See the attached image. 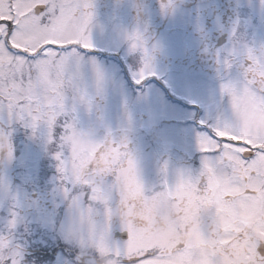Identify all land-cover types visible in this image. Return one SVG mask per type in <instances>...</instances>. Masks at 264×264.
<instances>
[{
    "label": "rangeland",
    "instance_id": "obj_1",
    "mask_svg": "<svg viewBox=\"0 0 264 264\" xmlns=\"http://www.w3.org/2000/svg\"><path fill=\"white\" fill-rule=\"evenodd\" d=\"M244 139L263 147L264 0H0V264L126 256L131 195L241 189Z\"/></svg>",
    "mask_w": 264,
    "mask_h": 264
},
{
    "label": "flooded vegetation",
    "instance_id": "obj_2",
    "mask_svg": "<svg viewBox=\"0 0 264 264\" xmlns=\"http://www.w3.org/2000/svg\"><path fill=\"white\" fill-rule=\"evenodd\" d=\"M212 42L222 46L225 35L220 31L213 34ZM248 65L246 62L244 69ZM238 144L242 149L240 161L235 157L225 164L231 169L238 166L237 178L243 188L131 195V238L129 232H119L115 223L108 228L113 241L131 240V252L126 256L86 252L80 255L79 264H264V143L254 147L244 139ZM230 146L236 150L237 144ZM119 233H125V238ZM35 252L27 254L33 256L26 258L31 264L51 263L62 254L58 259L64 264L73 260L65 244L56 246L52 253ZM26 260L24 264H28Z\"/></svg>",
    "mask_w": 264,
    "mask_h": 264
},
{
    "label": "water",
    "instance_id": "obj_3",
    "mask_svg": "<svg viewBox=\"0 0 264 264\" xmlns=\"http://www.w3.org/2000/svg\"><path fill=\"white\" fill-rule=\"evenodd\" d=\"M43 10H44V7L43 6H39V7H36V9H35V14L36 15H38V14H40L41 12H43ZM123 238H125V235L123 234V235H121Z\"/></svg>",
    "mask_w": 264,
    "mask_h": 264
}]
</instances>
